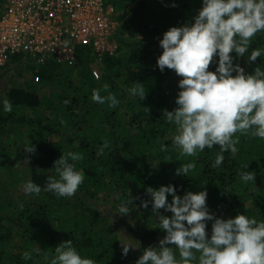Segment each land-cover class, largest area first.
Instances as JSON below:
<instances>
[{"label":"trees","instance_id":"1","mask_svg":"<svg viewBox=\"0 0 264 264\" xmlns=\"http://www.w3.org/2000/svg\"><path fill=\"white\" fill-rule=\"evenodd\" d=\"M3 1L0 0V8ZM105 1L118 14L121 48L117 55L103 59L99 80L91 73L94 59L90 50L80 48L77 66L27 61L26 70L32 72L34 81H13L17 75L14 74L0 91V101L7 98L12 104V111L5 112L0 103V264H50L55 248L68 240L83 257L96 264H136L143 250L158 247L166 234L160 229L151 204L145 213L142 211V201L151 199L146 192L149 186L159 189L172 184L181 196L188 191L206 190L207 206L216 217L247 214L264 220V139L237 133L238 151L234 155L225 153L223 164L213 168L219 146L205 148L195 156H181L173 144L176 125L164 117L165 110L177 107L175 100L182 77L174 70L161 72L157 66L160 55L153 48L171 27L193 22L202 0H156L151 5L146 0ZM129 33L134 35L128 38ZM253 48L261 50L255 62L246 57L234 60L246 73L258 66L264 70V32L253 38L249 52ZM231 55L235 57L234 52ZM17 61L22 62L16 59L0 67V81L10 74L3 72L19 67ZM215 67L210 64L209 70ZM135 82L144 86L143 100L128 91ZM94 89L102 97L115 95L120 103L110 107L107 101L94 102ZM9 123L28 131L26 149H32V153L19 151L15 146L9 136ZM105 140L109 146L101 152ZM68 152L82 155L74 163L76 170L83 171L84 181L72 197H57L43 188L48 177H58L54 162ZM24 155L31 181L40 185L42 191L39 203L20 208L9 194L10 186L17 185L20 176L9 167ZM189 162H195V169L185 176L176 175L180 164ZM244 171H254V183L240 178ZM112 189L122 191L120 200L128 189L132 190L133 195L125 203L138 205L130 210L131 227L142 225L139 246L132 254H122L124 246L114 236L109 219L94 205ZM168 200L171 202V195ZM160 213L172 215L164 209ZM212 223L207 222L209 238ZM15 230L24 238L20 247L12 239ZM25 252L32 253L31 260L23 259Z\"/></svg>","mask_w":264,"mask_h":264},{"label":"clouds","instance_id":"2","mask_svg":"<svg viewBox=\"0 0 264 264\" xmlns=\"http://www.w3.org/2000/svg\"><path fill=\"white\" fill-rule=\"evenodd\" d=\"M262 32L264 0H202L193 22L173 26L163 34L159 41L163 51L157 66L161 72L167 68L182 77L178 82L181 90L175 100L177 107L164 111L166 120L176 125L173 144L181 156H195L218 145L212 167L219 168L225 153L234 155L238 151L237 133L264 139V70L258 66L246 73L234 63L240 57L255 62L261 56L260 49H249L256 34ZM210 64L216 65L214 70H209ZM128 91L139 100L146 96L141 83L135 82ZM91 99L100 104L107 101L110 107L120 103L115 95L102 97L97 89ZM0 103L5 112L12 111L10 100L4 98ZM108 146L105 140L99 150L103 152ZM26 151L32 153V149ZM82 158L80 153L62 154L54 162L58 177H48L43 190L57 197L75 195L84 173L76 170L74 162ZM195 167V162L180 164L176 175L185 176ZM240 178L254 183L256 176L254 171H244ZM22 190L27 195H39L42 188L29 180ZM146 192L151 199L142 201V207L147 209L151 204L160 229L166 234L158 247L145 248L136 264H264V220L247 214L216 217L207 206L206 190L188 191L181 196L169 184L159 189L149 186ZM161 209L172 215L161 214ZM117 213L129 214L127 204L121 205ZM209 221H213L210 238L206 231ZM128 251L129 246L124 245L122 254L127 255ZM23 259L31 260L32 253L25 252ZM50 264L96 261L83 257L68 240L55 248Z\"/></svg>","mask_w":264,"mask_h":264},{"label":"built area","instance_id":"3","mask_svg":"<svg viewBox=\"0 0 264 264\" xmlns=\"http://www.w3.org/2000/svg\"><path fill=\"white\" fill-rule=\"evenodd\" d=\"M117 15L105 0H4L0 67L16 59L75 67L79 49L88 48L94 59L92 76L99 80L103 59L121 48Z\"/></svg>","mask_w":264,"mask_h":264},{"label":"rangeland","instance_id":"4","mask_svg":"<svg viewBox=\"0 0 264 264\" xmlns=\"http://www.w3.org/2000/svg\"><path fill=\"white\" fill-rule=\"evenodd\" d=\"M155 1L156 0H146V2L150 5L153 4ZM133 35L134 33L133 34L129 33L128 38H131ZM155 46L156 47H154L153 49L156 48L155 49L156 52L159 53V55H161L163 51L162 48L160 47L159 44ZM17 63H19L18 64L19 67L15 69L16 71L11 70L10 72H3V73H10V74L6 78H3L0 81V91L6 88V85H8V82L10 81L11 76L13 78L14 74H17V75H15V79L13 81L15 80H20L22 82L28 81V83L29 82L31 83L32 81H34L32 72L26 70L28 63L26 61H22V62L17 61ZM165 70H167L168 72L173 71L167 68H165ZM8 131H9L10 138L15 143V146L19 149V151H25L28 145V141L26 140L28 131L26 132V130L24 131L18 128L14 124L10 125V123L8 124ZM9 168L11 170H15L20 176L18 184L14 186L11 185L9 189L10 199L13 202V204L15 205L17 202V205L20 208H22L26 206V204L34 205L35 203H39L41 201L40 194L39 195H34V194L27 195L22 190V185L25 182L31 180L26 156L24 155L21 157L19 161H16L10 164ZM6 177H7L6 180L9 181V185H10L11 183L10 179H8V176H5V178ZM121 192H122L121 190H115V189L109 190L103 196H100L97 199V202L96 201L94 202V205L98 206L100 208V211H103L105 213L106 218L109 219L107 222L111 225V229L114 231L113 233L114 236H116L119 239V241L121 242L123 246L128 245L129 252L132 254L134 253V250H136L139 246L138 237L141 234L140 231H142V225H139V227L136 228V227H131V225L133 224H129V220H131L130 210L137 209L138 205L136 206L133 205V207H131V205H127V207L129 208V214L127 215H120L117 213L119 207L121 205L127 204L125 203L127 198L128 197L131 198V195H133L132 190L128 189L126 191L127 193L126 196L123 197L122 200H120L121 195H123L121 194ZM141 208H142V211L145 213L144 211L145 208L142 206ZM18 232L19 231L15 230L14 237L12 238L14 245H16V247H20L24 243V238H21ZM15 251H17V249H15Z\"/></svg>","mask_w":264,"mask_h":264}]
</instances>
